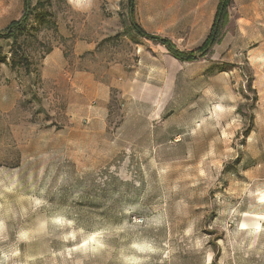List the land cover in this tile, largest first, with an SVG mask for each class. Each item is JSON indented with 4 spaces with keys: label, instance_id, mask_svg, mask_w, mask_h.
Returning <instances> with one entry per match:
<instances>
[{
    "label": "rangeland",
    "instance_id": "1",
    "mask_svg": "<svg viewBox=\"0 0 264 264\" xmlns=\"http://www.w3.org/2000/svg\"><path fill=\"white\" fill-rule=\"evenodd\" d=\"M220 3L30 0L0 37V264H264V0Z\"/></svg>",
    "mask_w": 264,
    "mask_h": 264
},
{
    "label": "trees",
    "instance_id": "2",
    "mask_svg": "<svg viewBox=\"0 0 264 264\" xmlns=\"http://www.w3.org/2000/svg\"><path fill=\"white\" fill-rule=\"evenodd\" d=\"M134 1L135 0H130L132 10H133V3H134ZM230 3H231V0H221L220 7H219V12H218V17L220 16L219 17V20H220L221 16H223L222 17V20L226 18V16H227V9H228ZM29 8H30V0H25V12H24V15H23L21 21L13 22L12 24H10L9 27L6 29V32L5 33L0 32V37L10 38V37H12L15 34V31L18 28H24V22L28 19ZM132 10H131V16H132L131 23L134 26V30L139 35H141L142 37H144V38H146L148 40L153 41L154 43L163 44L164 46H166L169 49V51L176 58L180 59L181 61H190V60H193V54L192 53L179 51L175 47L172 46V44L170 43L169 40H165V39H162V38L157 37V36H152V35L148 34L147 32H145L140 26H138L134 22V20H133V11ZM219 20L216 21L217 23L215 24V26H217ZM214 29H215V27H214ZM213 39H215L214 32L211 34V36L209 37V39L206 41L205 46L210 45V43H212V40Z\"/></svg>",
    "mask_w": 264,
    "mask_h": 264
},
{
    "label": "crops",
    "instance_id": "3",
    "mask_svg": "<svg viewBox=\"0 0 264 264\" xmlns=\"http://www.w3.org/2000/svg\"><path fill=\"white\" fill-rule=\"evenodd\" d=\"M81 47L83 46V44L80 45ZM63 55V52L61 49L56 48L52 54L45 60L44 62V72L47 73L48 71H51L52 69L56 70V64L54 62V57L57 56L59 58L60 55ZM64 56V55H63ZM65 64V62H62L61 66L63 67ZM58 72V71H57ZM81 77H83L82 74H78L76 76V79L80 80Z\"/></svg>",
    "mask_w": 264,
    "mask_h": 264
},
{
    "label": "water",
    "instance_id": "4",
    "mask_svg": "<svg viewBox=\"0 0 264 264\" xmlns=\"http://www.w3.org/2000/svg\"><path fill=\"white\" fill-rule=\"evenodd\" d=\"M206 51H207V50H205V51H203V52L199 53V54H198V56H202L203 54H205V53H206Z\"/></svg>",
    "mask_w": 264,
    "mask_h": 264
}]
</instances>
